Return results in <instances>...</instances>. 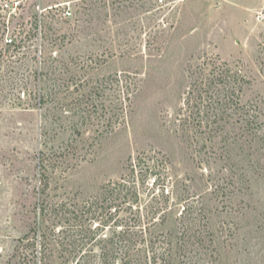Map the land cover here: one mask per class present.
Masks as SVG:
<instances>
[{
  "label": "rangeland",
  "instance_id": "374dc122",
  "mask_svg": "<svg viewBox=\"0 0 264 264\" xmlns=\"http://www.w3.org/2000/svg\"><path fill=\"white\" fill-rule=\"evenodd\" d=\"M130 164L166 264H264V0H0V264H102Z\"/></svg>",
  "mask_w": 264,
  "mask_h": 264
},
{
  "label": "trees",
  "instance_id": "16d2710c",
  "mask_svg": "<svg viewBox=\"0 0 264 264\" xmlns=\"http://www.w3.org/2000/svg\"><path fill=\"white\" fill-rule=\"evenodd\" d=\"M13 43L12 41L8 45ZM233 79L235 80V77ZM253 123L256 124V121L248 120L246 125L249 127ZM126 171L127 173L122 175L113 187L108 184L104 188L107 194L113 195L114 191V195L120 200L117 209L119 218L115 225L117 231L112 238L99 236L101 224L96 225L94 229L91 228L90 223L93 218H88L86 215L90 212L89 208L86 212L84 207L69 206L60 216L62 224L60 229L56 230V236L50 244L57 247L67 261L77 257L82 259L85 254L80 256V252H83V248L89 244L92 247L101 246L99 255L94 256L102 264H112L111 261L113 264H166L174 256V251L181 250V241H173L176 236L174 234L178 231L177 227L169 228L162 242L157 241L158 236L154 237V230L167 223L171 210L167 209L158 216L159 208L143 202L138 192L134 181L135 167L130 164ZM182 216L183 213L179 217ZM177 220L179 218H176L174 222L177 223ZM108 221L109 219L103 224L105 225ZM183 234L184 231L180 232V236ZM160 243L162 247L157 248V244L160 245ZM89 253H94V250H90ZM77 263L79 264V261Z\"/></svg>",
  "mask_w": 264,
  "mask_h": 264
},
{
  "label": "built area",
  "instance_id": "2783aa9c",
  "mask_svg": "<svg viewBox=\"0 0 264 264\" xmlns=\"http://www.w3.org/2000/svg\"><path fill=\"white\" fill-rule=\"evenodd\" d=\"M62 15H63V17L64 18H66V19H68V18H70L71 16H72V13L69 11V10H65L63 13H62ZM12 42V40L10 39V40H8V41H6V43H11Z\"/></svg>",
  "mask_w": 264,
  "mask_h": 264
}]
</instances>
